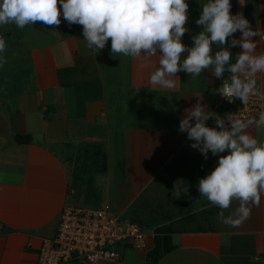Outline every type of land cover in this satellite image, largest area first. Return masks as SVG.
<instances>
[{
    "label": "crops",
    "instance_id": "crops-1",
    "mask_svg": "<svg viewBox=\"0 0 264 264\" xmlns=\"http://www.w3.org/2000/svg\"><path fill=\"white\" fill-rule=\"evenodd\" d=\"M185 2L189 31L181 42L191 47L207 0ZM230 3L232 15L242 13L264 36V0ZM60 19L56 28L0 25L7 45L0 53V264H36L66 205H107L148 233L145 248L119 245L118 259L96 264H264V194L239 226L224 225L221 209L198 191L218 156L209 151L205 159L179 131L184 110L198 101L224 117L216 102L222 78L211 69L196 77L181 71L174 88L153 86L158 57L111 54L110 39L96 54L81 25L69 26L62 12ZM252 39L256 54L264 53V38ZM223 47L234 63L242 49ZM256 80L264 106V73ZM205 124L216 127L211 117ZM247 131L264 141V129Z\"/></svg>",
    "mask_w": 264,
    "mask_h": 264
},
{
    "label": "clouds",
    "instance_id": "clouds-1",
    "mask_svg": "<svg viewBox=\"0 0 264 264\" xmlns=\"http://www.w3.org/2000/svg\"><path fill=\"white\" fill-rule=\"evenodd\" d=\"M188 7L185 0H0V25L14 23L22 29L41 22L56 28L62 12L69 26H82L86 47L96 54L110 39L111 54L158 57V67L149 77L153 86L174 88L179 80L176 74L181 71L196 77L211 69L216 78H223L227 72L230 75L220 86L219 95L229 103L239 99L246 104L251 96L259 94L256 76L264 73V53L256 54L257 41L252 38L264 36L252 29L242 13L231 14L230 0H207L195 21L202 30L192 36V46L188 47L181 42L189 31L185 27ZM238 31L241 35L236 39ZM213 44L218 46L214 54ZM225 44L242 49L234 63ZM6 47L0 37V53ZM5 62L0 56V65ZM210 117L216 127L206 126ZM250 127L264 129V111L258 119L222 118L206 112L199 101L184 110L179 122V131L193 141L190 147L205 159L209 151L218 156L215 168L199 179L198 191L221 209L217 218L230 227L244 222L251 215L249 204L258 205L264 194V141L250 135ZM225 152L227 155H219ZM233 200L239 202L238 207L234 214L225 216Z\"/></svg>",
    "mask_w": 264,
    "mask_h": 264
},
{
    "label": "built area",
    "instance_id": "built-area-1",
    "mask_svg": "<svg viewBox=\"0 0 264 264\" xmlns=\"http://www.w3.org/2000/svg\"><path fill=\"white\" fill-rule=\"evenodd\" d=\"M0 37H3L1 33ZM228 76L221 79L219 88ZM257 90L259 93L258 85ZM216 102L225 107L226 118L246 120L259 117L264 111L260 94L251 96L246 104L239 99L229 103L219 95L218 89ZM147 240L148 233L139 224L121 220L107 205L97 208L66 205L60 211L55 235L42 240L36 264H64L74 260L96 264L116 260L119 245L143 249Z\"/></svg>",
    "mask_w": 264,
    "mask_h": 264
},
{
    "label": "rangeland",
    "instance_id": "rangeland-1",
    "mask_svg": "<svg viewBox=\"0 0 264 264\" xmlns=\"http://www.w3.org/2000/svg\"><path fill=\"white\" fill-rule=\"evenodd\" d=\"M93 208V207H92Z\"/></svg>",
    "mask_w": 264,
    "mask_h": 264
}]
</instances>
